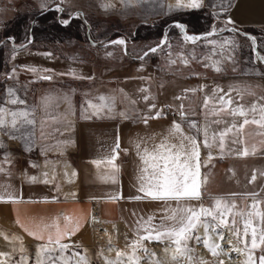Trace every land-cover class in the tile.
Instances as JSON below:
<instances>
[{"label": "crops", "instance_id": "crops-1", "mask_svg": "<svg viewBox=\"0 0 264 264\" xmlns=\"http://www.w3.org/2000/svg\"><path fill=\"white\" fill-rule=\"evenodd\" d=\"M229 18L234 23L226 25L225 22ZM220 24L240 29L251 27L257 31L258 35L264 36V0H232ZM86 66L88 65L82 63H74L73 66L66 62L63 66L60 65L64 72L71 73L69 75L72 76L71 78H79L85 74ZM119 71L120 74L116 75L114 71L106 73V78L115 83L113 87H118L128 118H119L115 114L77 117L76 112L71 111L72 105L65 106L68 112H64L63 117L58 118L60 122H63L58 127L60 130L58 138L69 143L62 144L60 154L73 159L72 173L75 172V175L72 173L70 174L72 177L63 175L65 179L62 180L65 186H60L44 182L20 181L12 173H0V195H5L7 199L6 194L11 193L17 198L16 203L0 202V226L11 227L30 242L42 244L47 239V231L43 233L45 240H36L28 235L25 228L36 231V224L57 223L63 230L64 217L67 216L70 218L69 226L79 224L80 229L62 243L77 238L73 243L80 245L89 242L90 212L92 205H96L101 219L120 222L125 231L134 236L138 220L141 218L146 220L152 216L155 218L153 223L158 224L164 209L168 207L163 201L152 200L138 191L140 187L138 177L144 165L137 154L135 144L143 140L145 143L141 145V150L144 147L151 149L168 134L173 121L179 122L183 131L192 135L195 134V130H189L188 121H195L203 128L208 121L217 119L218 117L211 115L206 117L204 109L205 95L211 96L212 90L217 86L224 92H228L230 86L253 88L257 96H246L241 101L246 106H250L259 96H264V85L258 80L238 75L214 76L204 69V64H192L191 58L178 72L167 75L162 68L159 69L158 66L153 67L147 63L133 62ZM201 86H204L203 90H200ZM185 89H196V91L185 92ZM144 96H148L149 99L145 101ZM177 96L181 99H176ZM232 97L238 99L236 92H232ZM63 103L66 102L63 100ZM151 104H155L156 107L149 113ZM161 104L168 105L173 113L179 114H181L180 106L183 104L186 119H172L161 115L159 119H149L148 124L145 125L141 118L144 115L154 116L156 111H160ZM213 107L218 105L210 102L208 111H211ZM136 115L140 117L137 118ZM198 118L202 119L201 124L197 122ZM223 119L228 121V124H231L233 120L237 124L243 121V118L238 116H224ZM227 126L223 123L212 124L209 136L213 131L219 132ZM70 128L72 132L69 133ZM244 131L250 150L249 155L241 156L228 151V149L240 151L244 147L242 144L231 143L235 136L231 133L227 138L224 154L221 155L219 149L213 147L212 161L200 169L201 177L198 179L207 177L203 196V202L206 205L211 204L210 197H226L229 200H235L239 207L245 208L253 203L250 196L244 195L247 193H259L258 199L264 201V176L260 174L264 172V143H262L264 136L258 134L264 130L256 125H247ZM117 137H119L120 149L117 153H113L112 149L116 145ZM203 139L201 133L198 136L201 142V156L207 158L209 149L203 146ZM112 155H116L117 158L110 164L107 158ZM93 161H99V163H93ZM60 162L64 163L61 160H54L48 166L51 169ZM65 163L73 166L69 162ZM254 171L256 179L249 183ZM112 176H115V182L111 179ZM136 196L144 198L132 199ZM170 203L175 207L174 201ZM187 203L198 206L200 201L192 200ZM230 221L231 217H229ZM53 235H55V229H53Z\"/></svg>", "mask_w": 264, "mask_h": 264}, {"label": "rangeland", "instance_id": "rangeland-1", "mask_svg": "<svg viewBox=\"0 0 264 264\" xmlns=\"http://www.w3.org/2000/svg\"><path fill=\"white\" fill-rule=\"evenodd\" d=\"M231 2L232 0H202L203 7L208 9L212 17L218 21L222 19ZM108 3L114 4V7H102V5ZM174 3L175 0H0V44L5 42L0 64V106L13 109L24 107L36 109V139L31 151L25 150V145L20 139L10 138L3 131H0V143L3 144V147L0 148V160H3V153H8L11 158V163L3 164L6 172L0 173H12L15 176L21 174L23 181H29L28 177H32L35 173H37V177L39 176V169L37 167H43L48 171L45 176V178L49 177L47 179L48 184L65 186L62 180L65 178L55 170L62 162L57 163L51 169L48 166L51 160H61L62 157H66L60 154L62 144L57 143L61 141L58 138L60 130L53 135H49V133L53 132L54 128L58 129L63 122L54 124L51 120H48L47 114L41 109V98L48 94L59 95L62 98L59 108L49 109L52 115L58 119L63 117L64 112H68L64 108L67 105L73 106L71 111L72 113L76 112L77 117L95 116L92 114L93 109L88 107L87 102L92 101L95 104H99L102 102L96 99V97L100 95L115 96L116 104L114 111L107 113V110H105L98 116L115 114L117 117L122 118L124 116H120V113H127L122 95L118 91V87H113L115 83L106 78V73L114 71L115 75L117 73L120 74L119 70L133 62L137 64L147 63L153 67L158 66L167 75L172 72H178L183 66H186L182 62V58L187 60L191 58L192 64H204V69L208 70L211 75L222 77L238 75L243 78L256 79L264 85V76L257 74L264 73V64L259 62L252 63L251 42L235 32H220L219 29L226 27L223 24L210 25V27L202 31L213 29L215 26L219 33L214 34L209 39L222 41L234 38L237 41L239 44V47L235 51L237 61L235 67L237 70L235 72L232 71L233 65L230 62L222 64L224 70L221 72H216L212 67H205V64L211 65L212 60L219 57L212 56L210 60L204 59L205 56L210 54L212 50L211 45H208L206 41H200L196 45H188L183 40L180 29L173 25L168 26L170 21L179 20L175 16H182V13L186 11L169 10L168 5ZM44 4H47L48 7L60 4L64 11L58 12L55 8L42 9V5ZM77 9L84 11L85 20L90 28V37L93 41L99 42L100 45H92L87 41L86 25L81 19V14L78 12L75 13L71 20L74 18L80 19V32L69 31L67 33L53 34L51 37L41 35L37 27V19L39 17L43 16V19H47L45 18L48 16L46 14L53 11V14H51L52 12L50 13L52 18L59 25L67 26L62 24L61 21L64 19L68 20L69 15ZM20 15L25 17V26L22 31L24 35L22 34L23 38L21 41L16 42L14 41V36L8 33L9 29L7 30V28L13 25ZM160 20H163L164 24L160 25L158 23ZM152 23L160 25H157L160 27L158 35H155L156 30L154 29L155 26H152ZM142 24H149L151 26L149 30L151 31L145 33L144 30L143 34H141L144 36L140 37V32L137 30L139 25ZM165 29H167L165 44L158 48L156 53H149L148 56L140 59L139 57L148 48L153 47V45L160 41ZM91 32L94 39L91 36ZM189 32L193 34L199 33ZM30 35H32V39L24 48H15V46L19 47L26 43ZM114 38L125 40L128 53L124 52L120 44L102 45ZM169 52L173 54L171 59L177 60V63H169ZM261 54H264V47ZM133 56H136V58H132ZM64 62L73 66L74 63L87 64L86 73L82 74L79 78H71L72 76H69L71 73L64 72L60 67V65L63 66ZM32 68L37 69V71H30ZM45 69L49 71H44ZM44 75L51 76L52 78L50 80L41 79L40 77ZM9 88L15 89L16 95L20 99L25 100L26 105L7 104V90ZM63 97H67V99L64 100ZM63 100L66 103H63ZM197 122L199 123V121ZM41 130L44 132L43 139L41 138ZM70 132H72V128H70ZM49 146L54 147L48 150ZM42 149L45 150L43 154ZM33 164L37 166L33 167ZM38 178L42 179L40 176ZM259 207L261 210H264V203L259 205ZM0 230L8 234L9 237L6 239L3 234H0V252L12 254L9 264H15L16 261L20 260L21 253L19 249L21 243L27 249L25 253L28 256L27 264H36V252L39 244L30 242L11 227L5 228L0 226ZM102 230L104 232H101ZM88 231L89 242L80 244L79 248L70 247L63 254L57 251L56 255H62L67 258L72 255L73 251H77L80 255H87L90 258L91 264H105L104 257L114 259L116 256L115 250L108 251L110 246L114 249L128 252L130 250L126 245L135 239V236L128 232H117L113 228L105 230L92 228L89 225ZM12 234H15L20 239L12 241ZM76 239L73 238L72 241L65 243L74 245L75 243L73 242H76ZM217 242L221 243L222 241L217 239ZM232 242L236 244L234 238H232ZM144 244L156 254V258L165 261L166 264H174L170 260L169 254L164 252L166 243L144 241ZM189 246L193 249L191 253L193 261L191 264H201L202 261L208 262V264H219V261L223 260V258L215 260L213 256L202 255L203 251H208L202 242L197 244L194 240L189 241ZM256 254L259 255V250H257ZM140 255H143V253H140ZM227 257H230V259L237 258L236 262L238 264H241L245 258L235 251H231L230 255L227 253ZM142 264H148V262L143 261ZM181 264H189V261L182 259Z\"/></svg>", "mask_w": 264, "mask_h": 264}, {"label": "snow or ice", "instance_id": "snow-or-ice-1", "mask_svg": "<svg viewBox=\"0 0 264 264\" xmlns=\"http://www.w3.org/2000/svg\"><path fill=\"white\" fill-rule=\"evenodd\" d=\"M216 7L215 5H212ZM105 8L114 7V4L108 3L102 5ZM203 7L202 0H175L174 4L168 5L171 11L182 10H197ZM48 5H42V9H47ZM56 11H64L60 4L56 5ZM71 15V14H70ZM79 15V14H77ZM62 24L68 25L69 20L64 19ZM227 24L234 23L230 18L225 22ZM174 27L185 32V25L179 22H174ZM220 32L232 31L236 32L235 28H221ZM217 32L215 26L212 31L202 35H187L185 33L184 40L195 44L197 41H206L208 45L212 46L210 54L204 57L206 60L212 59V56H218V59L212 60L211 65L205 64V67H212L216 72L223 71L222 64L230 62L233 65L232 71L235 72L237 61L235 58V51L239 47L237 41L233 39H224L218 41L216 39H209ZM247 40L251 42V52L253 54L252 63H264V54L258 50L259 45L255 36H249L244 33ZM11 39V38H9ZM113 44H125V40L118 39L112 41ZM165 44V40L162 39L156 47L149 48L144 52L143 56L139 57L143 59L148 56L149 53H156L158 48ZM111 55V53H109ZM173 54L169 52V63L175 64L177 60L171 59ZM184 64L188 63L187 59L182 58ZM15 71V70H13ZM32 72H36L37 69H30ZM44 71H49L45 69ZM264 76V73H257ZM41 79L50 80L51 76H41ZM204 86H201L200 90H203ZM141 91H145L141 89ZM185 92H195L196 89H185ZM7 104L11 105H26V101L20 99L16 95V91L13 88H9ZM232 92H236L238 99L232 97ZM246 96L256 97V91L250 86L233 88L229 87L228 92H224L222 88L217 86L212 90V95H205L204 109L206 117L211 115L218 117L208 121L203 128H201L195 121H188L189 130H195V134L189 135L182 129V125L179 122L173 121V124L168 129V134L164 136L158 144H155L151 149L144 147L141 150V145L145 141L141 140L135 144L137 154L140 156L141 162L144 165L141 169V175L138 177L140 181V187L138 191L143 192L146 197H150L152 200L163 201L168 205L164 209V214L161 216L160 223L155 224L152 216H149L146 220L141 218L137 221V228L135 230L133 239L126 247L130 250L125 252L120 249H114L109 247L108 251L115 250L116 256L114 259L104 257L105 264H142L143 261H147L148 264H166L165 261L156 258V254L150 250L144 241L148 242H160L166 243L164 252L169 254V258L174 264H181L182 259L189 261V264L193 261L191 253L193 249L189 246V241H195L197 244L203 243V246L211 253L213 257H218L224 252L219 241H228L229 255L231 251H235L238 254L243 255L245 258L241 264H264V210H261L259 205L264 201L258 199L259 193H247L245 196H250L253 200L251 205L241 208L237 205L235 200H229L226 197H210L212 203L206 205L203 202L204 186L207 183V177L198 179L201 177L200 169L207 166L213 159V153L211 149L217 147L221 155L226 150V143L229 134L234 133L235 136L231 140L232 144H242L244 147L242 150L228 149L229 152H234L237 155L247 156L250 154V150L247 146V140L245 138V127L247 125H256L259 129L264 130V96H259L254 100L250 106H246L243 101ZM59 95L48 94L41 98V109L47 114L48 120L52 123H60L57 117L53 116L49 109L59 108L61 101ZM64 100L67 97H63ZM102 103L95 104L92 101H88V107L93 109V115H99L101 112L107 110V113H112L115 109L116 97L100 95L96 97ZM143 99L147 101L148 96H144ZM176 99H181L177 96ZM212 102L218 107H213L211 111H208L209 103ZM134 103V102H133ZM155 104L149 105V113L155 109ZM181 116L186 119V113L184 112V105L181 104ZM121 116L126 119L127 113L121 112ZM162 115L161 111H156L155 115H144L141 121L147 125L149 119H159ZM224 116L242 117V123L237 124L235 120L231 124L224 120ZM36 109L24 108H6L0 106V131H3L10 138L20 139L25 145L26 151H31L35 143V128H36ZM46 122V121H45ZM227 124L228 126L219 132L213 131L209 136V130L212 124ZM59 129L54 128L53 132L49 135H53ZM203 134V146L209 149L207 158L201 156V142L198 140V136ZM63 133H61L62 135ZM264 136V131L258 133ZM41 138H44V132L41 130ZM58 144H68L69 141H58ZM264 143V141H262ZM3 144L0 143V148ZM49 146L48 150H51ZM120 149L119 137L112 152L117 153ZM45 150L42 149V154ZM127 150H125L126 152ZM254 153V146L252 149ZM116 155L108 157V163H112L116 159ZM4 163H11V158L8 153H3V160H0V172H6L3 167ZM93 163H99V161H93ZM33 167L37 165L33 164ZM150 170V171H149ZM10 174V173H6ZM264 176V172L260 173ZM75 175V172L72 173ZM46 176V173H45ZM36 177H28L29 182H36ZM111 179L115 182V176ZM256 175L254 174L249 183L255 181ZM44 183H48L45 179ZM7 199L5 195H0V202L16 203L17 198L11 193H7ZM235 196L237 194H231ZM144 197L136 196L132 199H143ZM197 200L200 201L198 206H193L188 201ZM175 202V207L170 202ZM229 217L231 221L229 222ZM239 218V219H238ZM69 217L65 216V225L61 230L59 224H36V231L25 228V231L29 236H32L36 240H45L43 235L44 231L48 232L47 239L44 243L37 246L36 252V264H91L90 258L87 255H80L79 252L73 251L70 257L57 256L56 253H65L70 247L79 248L80 245L69 243H62L63 240L69 239L74 236L80 229V225L69 226ZM93 219H95L93 217ZM256 221V222H254ZM19 223V221H17ZM242 224V228H241ZM23 227V225H21ZM53 229H55V235H53ZM202 229V234H201ZM227 232V235H226ZM0 234H3L8 239V234L3 233L0 230ZM232 238L236 240V244L232 243ZM20 238L15 234L11 235L12 241H17ZM127 239V238H126ZM15 250V249H14ZM259 250V255L256 254ZM21 256L20 260L15 264H27L28 256L25 255L27 249L21 243L19 249ZM143 253V255H140ZM102 255V253H101ZM12 259L11 253L0 252V264H9ZM201 264H208V262L202 261ZM219 264H224L223 260L219 261Z\"/></svg>", "mask_w": 264, "mask_h": 264}, {"label": "trees", "instance_id": "trees-1", "mask_svg": "<svg viewBox=\"0 0 264 264\" xmlns=\"http://www.w3.org/2000/svg\"><path fill=\"white\" fill-rule=\"evenodd\" d=\"M50 13L53 14V11H50L49 14L47 13L46 15L48 16L45 15L46 16L45 18L47 19H43V16L37 19L38 26L37 25L36 26L40 30L41 35H47L48 37H51L53 34L67 33L69 31L76 32V33L80 32V29H79V25L81 24L80 19L74 18L71 20L69 25L61 26L56 22L54 18H52V15H50ZM182 14H183L182 16H175V17L176 19H179L185 22L189 28V31L191 32H199V31H202L210 27V25L220 24V21L214 19L211 13L209 12V10L204 7H201L200 9H197V10H186ZM24 22H25V17L20 15L17 21L14 22L13 25H10L9 28H7V30L9 29L8 33L14 36V41L16 42L21 41L23 38L22 34L24 35V33L22 31L24 29L23 27L25 26ZM158 23L161 25L162 23L164 24V21L160 20ZM158 23H152V26H155L154 27V29L156 30L155 35H158V33L160 32V27H159L160 25ZM150 27L151 26L149 24L139 25V28L137 31L140 32V37L144 36V35H141L143 34L142 32H144V30H145V33L148 31H151L149 30ZM242 30L246 32H250L255 35V37L257 38V43L259 45L258 50L262 53V49L264 47V36L258 35L257 31L251 27H244L242 28ZM91 36L94 39L92 32H91ZM242 38L246 39L245 36H242ZM34 39L36 38L34 37ZM4 46H5V42L3 44H0V64H1L2 56H3L2 54H3Z\"/></svg>", "mask_w": 264, "mask_h": 264}, {"label": "built area", "instance_id": "built-area-1", "mask_svg": "<svg viewBox=\"0 0 264 264\" xmlns=\"http://www.w3.org/2000/svg\"><path fill=\"white\" fill-rule=\"evenodd\" d=\"M160 111L162 112V115H165L167 117H170L172 119H180V120H184V118H182L181 114L179 113H173L168 105L166 104H161L160 105ZM137 118L140 117V115H136ZM198 121L199 123L202 122V119L201 118H198ZM57 160V159H55ZM51 161H54V160H51ZM50 161V162H51ZM61 161H67V162H70L72 164V159L68 158V157H62L61 158ZM73 165V164H72ZM74 167V165H73ZM37 169H39V167H37ZM20 181H23V177L21 176V174H18L16 176ZM32 177H36V182H43L44 178L40 179L37 177V173H35V175H33ZM93 217L95 219H93ZM89 225L92 227V228H101V229H109V228H113L115 229L117 232H126L124 227L120 224V222H117V221H107V220H104V219H101L99 216H98V210H97V207L96 205H92L91 207V212H90V218H89Z\"/></svg>", "mask_w": 264, "mask_h": 264}, {"label": "water", "instance_id": "water-1", "mask_svg": "<svg viewBox=\"0 0 264 264\" xmlns=\"http://www.w3.org/2000/svg\"><path fill=\"white\" fill-rule=\"evenodd\" d=\"M60 7H61V6H60ZM54 8H56V5H53V6L48 7V9H54ZM42 12H44V11H42ZM42 12H41V13H42ZM58 12H59V11H58ZM77 12L81 14V19L83 20L84 24L86 25V39H87V41H88L89 43H91L92 45H100L99 42H97V41H93V40L91 39L90 34H89V29H90V28H89V25L87 24V22H86V20H85V13H84V11H83L82 9H77L75 12L71 13V15H69V17H68V20L70 21L71 18H72V17L75 15V13H77ZM174 22H179V23H182V24L185 25V32H184V33H181V34H182V37H184L185 33H186L187 35H198V36H202V35H204V34L210 32V31H212V29H210V30H206V31L199 32V33H197V34H193V33H190V32H189L188 26H187L184 22H182V21H180V20H172V21H170V22L168 23V26H170V25H174ZM227 28H229V29H231V28H235V29H237V31H236L235 33H238V34H240L241 36H244V33H247L249 36H253V35L249 34L248 32H246V31H244V30H242V29H240V28H238V27H235V26H229V27H227ZM166 32H167V29H165V30L163 31V35H162L160 41H161L162 39H164V40L166 39V37H167ZM223 32H229V31H223ZM231 32H232V31H231ZM217 33H219V31H217L215 34H217ZM31 39H32V35H30V37H29V39H28V41H27L26 43H24L22 46H19V47H16V46H15V48H16V49H22V48H24V47L28 44V42H29ZM118 39H119V38L111 39V40L105 42V43L102 44V45H103V46H106V45H108V44H113V43H111V42H112V41H115V40H118ZM183 40H184V38H183ZM160 41H159L157 44L153 45V47H156V46L160 43ZM184 41H185V40H184ZM199 42H200V41H197L195 44H193L192 42H187V41H185V43L188 44V45H196V44H198ZM122 48H123V50H124L125 53H128V52H127V44H126V43L122 45ZM148 50H149V48H148L146 51H148ZM146 51H145V52H146ZM143 54H144V53H143ZM142 56H143V55H142ZM132 58H136V56H133ZM263 64H264V63H263Z\"/></svg>", "mask_w": 264, "mask_h": 264}, {"label": "bare ground", "instance_id": "bare-ground-1", "mask_svg": "<svg viewBox=\"0 0 264 264\" xmlns=\"http://www.w3.org/2000/svg\"><path fill=\"white\" fill-rule=\"evenodd\" d=\"M180 32H181V30H180ZM182 33V32H181ZM184 33V32H183ZM65 163V162H64ZM56 171H58L59 172V174H62V175H66V176H68V175H70L71 173H72V171H73V166H71V165H66V163L65 164H62V163H60L57 167H56V169H55ZM48 171H46V169H44L43 167H40L39 168V176L40 177H42V178H45V173H47ZM38 176V177H39ZM71 177H72V175H70ZM70 181V180H69ZM101 232H104V230H102ZM100 233V232H99ZM201 234H202V229H201ZM226 235H227V232H226ZM213 239H215V240H217L218 238H213ZM233 243V242H232ZM221 246H222V248L224 249V252L223 253H221L218 257H214V259L216 260V259H219V258H223V260H224V264H238L237 262H236V259H230V257L228 258L227 257V253H229V245H228V241L227 240H224V241H222L221 243ZM234 253V252H233ZM202 255H208V256H212L211 255V253H209L208 251H203L202 252Z\"/></svg>", "mask_w": 264, "mask_h": 264}]
</instances>
